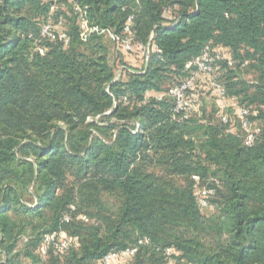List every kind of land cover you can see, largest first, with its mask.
I'll use <instances>...</instances> for the list:
<instances>
[{
  "label": "trees",
  "instance_id": "1",
  "mask_svg": "<svg viewBox=\"0 0 264 264\" xmlns=\"http://www.w3.org/2000/svg\"><path fill=\"white\" fill-rule=\"evenodd\" d=\"M208 43L183 118L168 90ZM215 84L261 123L251 145ZM56 232L72 244L42 255ZM143 238L115 264H264V0H0V264H101Z\"/></svg>",
  "mask_w": 264,
  "mask_h": 264
},
{
  "label": "built area",
  "instance_id": "2",
  "mask_svg": "<svg viewBox=\"0 0 264 264\" xmlns=\"http://www.w3.org/2000/svg\"><path fill=\"white\" fill-rule=\"evenodd\" d=\"M75 10L79 11L78 7L75 8ZM131 23H132V16H129L127 18L126 25L123 30V36L121 39V45L124 50L129 51L132 49L134 45V33L131 29ZM81 28L85 29V25L81 23ZM41 34L50 40L55 39L56 33L54 31V27L51 25V23L48 21L41 29ZM110 35V34H109ZM111 36V35H110ZM60 38L64 40V43H67V38L65 34H60ZM112 38V37H111ZM138 49L140 50L141 55L143 56V60L146 63L149 57V46L148 45H137ZM42 48H39L38 51L40 53H43ZM223 52L220 48H212L210 44H206L199 56H196L192 60H190L186 64V68L189 70V75L182 80L180 83L173 85L168 90V95L172 97L174 102V111L182 113V117L186 118L188 115L193 111L194 107L190 103V101L187 99V93L190 89L193 88L194 83L198 76L200 74H210L212 71V65L213 63L222 57ZM216 90L218 91L219 99L221 100L223 107L227 106V104L230 102V105L237 109L238 115L240 116V126L245 130V135L243 137V143L244 145H251L253 142L256 133L258 132V129L250 123L247 116L249 113V110L246 108H242L239 106L237 100H230L226 97L225 89L220 84H215ZM161 96V95H159ZM220 119L223 123H230V120L228 117L222 113L220 116ZM231 126L227 128V131H231ZM195 179H198L196 176H194ZM207 192V191H205ZM198 204L201 208H206L208 203L207 200L203 195L198 196L197 198ZM64 220L68 221V216H64ZM83 220L87 221V219L84 217ZM148 239L143 238L138 240L137 244L128 246L124 249H121L119 251H112L107 253L103 256L101 259V264H115L119 262H123L130 257H132L137 249L138 245L147 243ZM72 244V240L68 236H62L60 232L51 233L44 235L42 239V243L40 246V252L42 255H44L47 251V249L51 246L56 252H62L65 251L70 245ZM174 250L172 248H166L164 249L163 256L165 259L164 264H173Z\"/></svg>",
  "mask_w": 264,
  "mask_h": 264
},
{
  "label": "rangeland",
  "instance_id": "3",
  "mask_svg": "<svg viewBox=\"0 0 264 264\" xmlns=\"http://www.w3.org/2000/svg\"><path fill=\"white\" fill-rule=\"evenodd\" d=\"M105 44L108 47V60L109 62L112 64L113 66V70H114V75L115 77H119L121 75L122 72V67L123 65H121L119 58L116 57V51H115V46H114V41L113 38H111V36L109 34H106V38H105ZM240 78H242L243 80L249 82L252 80V75L251 74H244L242 73V75L240 76ZM212 100H209L206 103L207 109L209 110L212 107ZM226 109H221L220 113H225ZM220 114V115H221ZM255 126L260 127V122L259 121H254ZM236 126V125H234ZM204 213L206 214H210L214 212V209L212 207H208L207 209L203 210Z\"/></svg>",
  "mask_w": 264,
  "mask_h": 264
},
{
  "label": "crops",
  "instance_id": "4",
  "mask_svg": "<svg viewBox=\"0 0 264 264\" xmlns=\"http://www.w3.org/2000/svg\"><path fill=\"white\" fill-rule=\"evenodd\" d=\"M230 102L227 104V106H225L224 108H222L223 110L226 109L225 111V115L230 118V121L235 124V115H237V109L234 107H230ZM253 124L255 125V123L253 122Z\"/></svg>",
  "mask_w": 264,
  "mask_h": 264
}]
</instances>
